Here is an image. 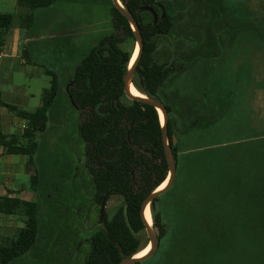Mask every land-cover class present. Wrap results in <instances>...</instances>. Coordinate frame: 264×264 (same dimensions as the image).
Listing matches in <instances>:
<instances>
[{
  "label": "trees",
  "instance_id": "trees-1",
  "mask_svg": "<svg viewBox=\"0 0 264 264\" xmlns=\"http://www.w3.org/2000/svg\"><path fill=\"white\" fill-rule=\"evenodd\" d=\"M119 1L135 18L142 36V53L133 85L148 98L161 100L159 93L170 80L174 67L153 61V39L172 32L173 17L164 0ZM16 2L28 10L25 15L28 21L35 10L50 7L55 0ZM161 5L166 10L163 16ZM145 8L153 9L155 17L149 11L151 18L144 20ZM111 17L116 33L102 38L90 49L75 67L67 86L71 102L79 111L78 132L85 144V165L92 175L94 201L101 205L103 198L107 201L114 195L122 196L124 201L92 235L91 251L84 264H119L147 245L140 238L145 231L141 205L168 175L158 111L151 105L127 99L124 93L123 77L132 53L120 44L123 38L134 37V33L113 4ZM16 18L11 13H0V49ZM251 27L258 29L259 41L264 44L262 19ZM45 73L50 77L49 87L42 92L41 105L32 111L4 102L0 93V107L24 121L21 133L0 132V145L8 154L25 155L32 165L39 148L37 137L46 130L48 112L60 91L58 75L49 69ZM252 86L264 88V76L256 83L250 79L238 81L229 93L235 98L219 92L213 107L201 108L204 113H198L199 109L193 106L195 110L190 109L187 117L182 118L184 121L176 133L172 130V109L162 101L169 114L168 142L176 176L171 187L149 205L158 250L149 259L135 264H264L263 231L255 232L249 225L252 216L261 213L256 206L264 199V125L254 128L253 110L248 111L246 124L250 130L244 128L247 119L240 122L230 116L239 95L251 96ZM212 94L206 90L201 95L209 103ZM228 97L230 109L221 111V104ZM192 137L206 140H200L203 143L199 146L183 149L181 143ZM250 141L262 145L255 147ZM233 146L241 150L235 154ZM225 158L233 159L230 170L223 163ZM188 169H193L192 174H187ZM220 170L225 174H220ZM230 177L239 182L241 190L223 201L221 194L235 189ZM37 181L35 173L32 177L35 193ZM38 211L36 201L0 198L1 213L25 217L24 227L14 233L8 244L0 245V264H11L33 248L39 231ZM259 234L262 236L258 237Z\"/></svg>",
  "mask_w": 264,
  "mask_h": 264
},
{
  "label": "rangeland",
  "instance_id": "rangeland-1",
  "mask_svg": "<svg viewBox=\"0 0 264 264\" xmlns=\"http://www.w3.org/2000/svg\"><path fill=\"white\" fill-rule=\"evenodd\" d=\"M164 5L173 17L174 26L169 35L153 39L152 59L157 64L174 67L159 97L172 109V130L176 133L190 109L204 113L201 108L213 107L219 92L229 94L238 81L250 79L256 83L263 78L264 44L259 41L258 29H252L251 25L256 26L260 18L264 22V0H164ZM164 5L160 6L162 14L166 11ZM1 7L16 17L19 14L9 6ZM111 7V0H55L50 7L37 9L31 20L17 17L14 23V28H22L30 38L25 53L34 66L26 68L35 74L31 90L36 100L49 87L46 69L58 75L60 91L48 112L47 128L37 137L39 148L30 165L38 178L37 193L34 192V201L39 205L38 237L33 248L11 264H84L91 251L92 235L103 227L105 218L109 221L123 205L122 196H110L101 220L100 205L93 198L92 175L85 165V144L78 132L79 111L67 93L74 69L83 57L102 38L116 33ZM144 10L143 19L149 20V10ZM120 45L133 56L137 43L134 37H127ZM22 81L20 73H13V85ZM206 90L213 93L209 103L201 95ZM238 98L231 118H239L240 122L247 119L244 128L250 130L246 124L248 111L253 110L254 128L264 125V88L252 86L251 96ZM224 99L221 111L230 109V97ZM200 140L204 142L206 137L185 140L181 146L196 147L203 143ZM249 144L258 147L262 142ZM232 149L236 154L239 147ZM230 161L233 159L223 161L229 170ZM192 172L193 169H188L187 174ZM220 174H225L224 170ZM230 178L235 189L221 194L223 201L241 190L239 182ZM19 183L27 185L29 180L22 177ZM257 209L261 213L254 214L249 225L255 232L262 230L264 236V199ZM140 238L148 243L146 231Z\"/></svg>",
  "mask_w": 264,
  "mask_h": 264
},
{
  "label": "crops",
  "instance_id": "crops-1",
  "mask_svg": "<svg viewBox=\"0 0 264 264\" xmlns=\"http://www.w3.org/2000/svg\"><path fill=\"white\" fill-rule=\"evenodd\" d=\"M3 5L17 11L18 18H25L28 11L18 5L16 0H0V13H11L5 11L1 7ZM29 42L30 38L22 28L13 26L7 31L4 46L0 49V93L4 102L32 111L39 107L42 101L41 94L36 100L35 93L31 90L35 74L26 68L27 65L34 66V62L25 53ZM13 73L17 75L20 73L23 76L21 84L13 85ZM23 128L22 119L0 107L1 133L6 135L21 133ZM13 157H18V160L14 161ZM30 165L32 164L27 162L25 155L8 154L0 145V198L34 201L35 193L32 186L34 174ZM22 177L29 180L27 185L19 183ZM24 221L25 217L21 214L8 215L0 212V245L8 244L14 233L24 227Z\"/></svg>",
  "mask_w": 264,
  "mask_h": 264
},
{
  "label": "water",
  "instance_id": "water-1",
  "mask_svg": "<svg viewBox=\"0 0 264 264\" xmlns=\"http://www.w3.org/2000/svg\"><path fill=\"white\" fill-rule=\"evenodd\" d=\"M111 2L113 4V6L117 10H119L120 13L127 19L128 23L130 24L131 29L134 33V37H135V40H136V43L138 46L137 56L133 60L132 63H129L128 69H127V71L123 77L125 96L129 100H136V101L151 105L158 111V113H159V111L161 112L162 117H163V122L161 123V121H160L161 136H162V142H163V146H164L165 158H166V162H167V166H168V175L166 177V179H168V181H167L166 186L164 188H162L161 190H154L153 192L148 194L145 197V199L141 205L140 213H141V216L143 218L145 231H146V234L148 237V243L146 246L149 245L150 250L145 255L140 256V257L136 256L138 254L137 253L136 255H134L132 257L123 258L119 263V264H135V263H140V262H143V261L149 259L158 250L159 240L157 237V233L155 232V230L153 229L151 224H148L147 220L145 219L144 211H145L146 207L149 208L150 203L155 198L162 195L164 192H166L171 187V185L174 182L175 176H176V164H175V161H174L173 156L171 154V150H170V146H169V142H168L167 123L169 120V114H168V111L165 107V104L161 100H158L155 98H148L144 94H141L133 85V78H134L135 70H136V67L138 65L141 53H142V36H141L140 30H139L138 24H137L135 18L133 17V15L130 12H128L122 6V4L120 3L119 0H111ZM145 9L149 10L153 14V16L155 17L153 9H148V8H145ZM163 14H164V12H163ZM163 14H162V16H163ZM130 86H133L140 93V95L132 94V92L130 91ZM159 120H160V116H159ZM173 142H175V138H173ZM105 202H106V198H103L101 205H100L101 220H103V216H104ZM150 216H151V214H150Z\"/></svg>",
  "mask_w": 264,
  "mask_h": 264
},
{
  "label": "bare ground",
  "instance_id": "bare-ground-1",
  "mask_svg": "<svg viewBox=\"0 0 264 264\" xmlns=\"http://www.w3.org/2000/svg\"><path fill=\"white\" fill-rule=\"evenodd\" d=\"M137 53H138V46H136L135 50H134V53H133V56L131 57V61L130 63L133 62V60L136 58L137 56ZM130 91L132 92V94L134 95H140V93L133 87V86H130ZM159 116H160V121L161 123L163 122V117H162V114L161 112L159 111ZM167 181L168 179H166L156 190H161L162 188H164L167 184ZM144 216H145V219L147 220L148 224L151 223V216H150V210L148 207H146L145 211H144ZM150 250V246L148 245L147 247H145L141 252H139L136 256L137 257H140V256H143L145 255L148 251Z\"/></svg>",
  "mask_w": 264,
  "mask_h": 264
}]
</instances>
